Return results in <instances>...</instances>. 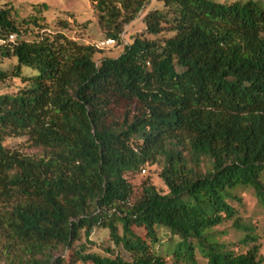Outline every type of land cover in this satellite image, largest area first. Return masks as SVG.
Here are the masks:
<instances>
[{"label":"trees","instance_id":"trees-1","mask_svg":"<svg viewBox=\"0 0 264 264\" xmlns=\"http://www.w3.org/2000/svg\"><path fill=\"white\" fill-rule=\"evenodd\" d=\"M161 1L145 14L144 33L99 61L95 45L50 29L47 3L26 16L0 6V58L15 60L0 65V82L23 83L0 94V230L24 254L20 264H167L151 248L157 226L180 237L176 262L197 264L199 251L206 264L264 263L229 201L245 186L264 205V6ZM92 2L117 41L150 4ZM23 135L43 153L6 143ZM153 164L167 192L144 181L136 194L132 177ZM233 219L245 251L210 239ZM95 227L132 260L74 245Z\"/></svg>","mask_w":264,"mask_h":264},{"label":"rangeland","instance_id":"rangeland-1","mask_svg":"<svg viewBox=\"0 0 264 264\" xmlns=\"http://www.w3.org/2000/svg\"><path fill=\"white\" fill-rule=\"evenodd\" d=\"M212 1L217 3H244L250 0ZM254 1L260 2L264 6V0ZM43 2L49 5V9L42 14L45 16L50 29L53 31H63L67 36L79 42L95 45L98 48V52L94 57L96 61L106 56L117 57L127 43H131L136 35L145 32L146 24L144 16L147 11L153 8H163L161 0H150L147 9L135 21L125 27L121 41H117L115 45L99 48L98 45L108 37L99 23L98 14L92 0H0V6L12 5L19 11L21 16H26L34 10L33 6L35 4ZM62 24H65L66 27L62 28ZM146 35L152 39L156 38L154 35ZM165 35L167 36V33H162L160 36ZM13 63H15L14 59L0 58V65L2 66L10 67ZM21 86H23V83L18 78L0 82V94L14 93ZM6 143L12 149L18 150L23 154L39 155L43 153V149L34 146L27 135L9 136ZM146 170L145 173L141 172L132 177L136 194L140 191L144 181H149L158 191L166 193L168 189L160 176L161 166L153 164L146 168ZM261 179L264 181V172L261 174ZM232 194L239 198V200H229L237 209L236 217L242 224L253 228V234L258 237L261 247L260 255L264 258V205L259 201L252 187L238 186L232 190ZM234 223L235 219L227 220L223 224L216 226L213 229L216 235L210 237V239L226 243L235 251H245L246 247L240 243L245 236V232L235 227ZM133 229L138 235L148 239L144 228L134 227ZM156 229L160 241L152 244V250L155 253L161 254L167 260V264H186L185 262H176L174 259L173 250L176 243L180 241V237L172 234L165 227L157 226ZM120 233L122 234V227H120ZM10 242L13 241L0 230V264H20L18 258L24 257L18 246H9ZM74 245L76 247L87 246L88 251L97 252L102 255H109L107 249L110 248L114 254L120 255L125 260H132L133 258L132 253L125 249L123 244H116L111 240L110 232L107 228L95 227L91 232L90 239L86 238L85 231L82 230L80 238ZM54 254L56 257L61 256L63 250L57 249L54 251ZM196 255L197 264H206V258L199 251H197Z\"/></svg>","mask_w":264,"mask_h":264},{"label":"built area","instance_id":"built-area-1","mask_svg":"<svg viewBox=\"0 0 264 264\" xmlns=\"http://www.w3.org/2000/svg\"><path fill=\"white\" fill-rule=\"evenodd\" d=\"M117 43V40L113 39V38H107L105 40H103L99 45L98 47L99 48H105L107 46H111V45H115ZM147 170L146 169H143V173H145Z\"/></svg>","mask_w":264,"mask_h":264}]
</instances>
